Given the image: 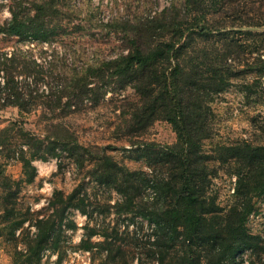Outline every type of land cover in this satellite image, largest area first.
<instances>
[{"label": "trees", "instance_id": "obj_1", "mask_svg": "<svg viewBox=\"0 0 264 264\" xmlns=\"http://www.w3.org/2000/svg\"><path fill=\"white\" fill-rule=\"evenodd\" d=\"M42 1L37 8L45 6ZM11 11L10 18L0 20V35H26L35 42L54 40L58 26L53 20L38 10L26 14ZM132 24L126 52L101 63L96 73L104 75L108 70L136 90L139 97L130 112L135 133L164 119L172 124L177 141L144 144L143 149H150L157 160L153 166L148 164L150 170L131 169L106 152L98 156L101 171L97 180L121 192L127 202L124 209L147 219L152 230L143 238L142 222L132 236H123L119 228L115 229L112 240L98 243L106 251L93 264H129L135 260L136 264H234L236 253L253 249L258 238L249 231L247 219L253 211L252 196L264 192V144H224L210 155L203 150V143L212 136L213 94L227 88L243 71L255 72L256 76L264 72V30L258 29L264 25V0L171 1ZM56 69L26 49L0 48V107L14 105L24 115L41 103L50 109L65 104V88L55 91L46 78L54 77ZM73 72L75 76L80 74ZM83 75L68 83L81 94L88 85ZM245 86L251 88L250 83ZM67 101L68 105L76 103ZM63 141L65 145L72 143L69 150L75 160H86L88 146L73 136ZM18 158L24 165L31 162L25 154ZM228 160L239 166L235 171L237 197L225 211L209 194L208 184L212 162ZM2 178V187L19 184V180ZM148 188L152 194L142 193ZM59 193L64 195L61 190ZM144 196L148 200L139 207V199ZM75 199V192L60 198L62 211L78 206ZM6 205L12 214L15 207ZM24 222L19 219L13 225L20 227ZM42 222L46 225L36 224L38 238L35 245H28L29 249L47 247L55 220ZM89 229L106 239L110 236L108 230ZM123 239L129 246L133 243L139 247L132 252L126 249ZM83 247L91 249L93 244L87 239Z\"/></svg>", "mask_w": 264, "mask_h": 264}, {"label": "rangeland", "instance_id": "obj_2", "mask_svg": "<svg viewBox=\"0 0 264 264\" xmlns=\"http://www.w3.org/2000/svg\"><path fill=\"white\" fill-rule=\"evenodd\" d=\"M44 1L41 9L37 4L42 0H0V20L10 18L11 10L20 14L38 10L58 26L53 41L35 42L26 35L1 33L0 48L26 49L39 61L60 68L53 70L54 77L46 78L55 91L64 87L67 94L65 104L56 109L41 103L22 115L17 106L0 107V264H93L106 251L98 243L112 240L115 229L119 228L123 236L128 233L132 236L142 222L143 238L152 230L147 219L124 209L127 202L121 192L97 180L101 171L98 156L106 152L131 169L150 170L148 164L153 166L157 160L150 149H143L144 144L177 141L172 124L164 119H157L135 133L130 112L139 95L108 70L97 75L101 72L96 73V68L126 52L135 19L160 11L177 0ZM258 29L264 30V25ZM73 71L80 74L75 76ZM248 72H241L227 88L212 96V136L203 143V150L210 155L219 152L224 144L243 141L264 144V72L259 76ZM82 74L86 75L88 85L81 94L80 89L74 90L68 83ZM246 82L251 88L245 86ZM67 100L76 103L68 105ZM30 132L32 135L26 134ZM70 136L89 147L86 160L71 156L72 143H63ZM32 153L36 155L31 157ZM21 154L31 158L30 164L24 165L18 158ZM237 166L234 160L213 161L211 165L208 191L225 211L237 197ZM2 176L19 180V184L12 182L11 188L2 187ZM60 190L64 195H60ZM70 192L76 193L78 206H70L63 212L60 198H66ZM142 193L152 194V189L145 192L142 189ZM147 200L145 196L140 198L139 207ZM252 202L247 226L258 238L253 249H240L236 253L234 264H264V192L255 193ZM5 204L8 208L15 207L12 214ZM19 219L25 222L20 227L13 225ZM48 219H54L55 226L49 233L47 247L29 249L28 245H35L38 238L36 224L46 225L42 220ZM89 227L108 230L110 236L106 239L104 235L91 233ZM87 239L93 244L91 249L83 247ZM125 247L133 252L139 246L125 243ZM129 264H136V260Z\"/></svg>", "mask_w": 264, "mask_h": 264}]
</instances>
